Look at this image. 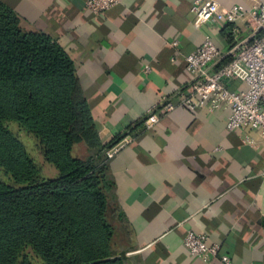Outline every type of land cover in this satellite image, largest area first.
Masks as SVG:
<instances>
[{
    "label": "crops",
    "instance_id": "crops-1",
    "mask_svg": "<svg viewBox=\"0 0 264 264\" xmlns=\"http://www.w3.org/2000/svg\"><path fill=\"white\" fill-rule=\"evenodd\" d=\"M26 31L56 41L74 65L108 159L124 217L126 255L140 264H205L183 245L204 232L231 264H264V146L227 130L229 108L162 110L194 80L184 57L209 36L230 58L253 30L245 21L192 23L194 0H117L95 15L86 0H2ZM250 9L255 1L216 0ZM148 70L145 71L144 67ZM229 89L246 87L237 79ZM151 111L159 119L150 127ZM105 151V152H106ZM121 233H118V235Z\"/></svg>",
    "mask_w": 264,
    "mask_h": 264
},
{
    "label": "trees",
    "instance_id": "trees-1",
    "mask_svg": "<svg viewBox=\"0 0 264 264\" xmlns=\"http://www.w3.org/2000/svg\"><path fill=\"white\" fill-rule=\"evenodd\" d=\"M114 142L101 143L64 49L0 0V264H140L115 204Z\"/></svg>",
    "mask_w": 264,
    "mask_h": 264
},
{
    "label": "built area",
    "instance_id": "built-area-1",
    "mask_svg": "<svg viewBox=\"0 0 264 264\" xmlns=\"http://www.w3.org/2000/svg\"><path fill=\"white\" fill-rule=\"evenodd\" d=\"M117 0H86L85 6L98 15L114 5ZM192 23L201 25L210 22L222 24L245 20L253 30L250 40L238 43L230 52L231 58L218 69H212L220 57V51L209 36L191 53L184 57L185 69L194 75V80L176 96L177 102L167 101L162 110L175 106L195 110L206 108L216 111L229 108L225 122L227 130L240 129L244 141L256 142L251 136L256 133L264 146V3L255 1L250 9L240 6L222 7L216 0H194L191 7ZM147 71L148 67L145 66ZM237 79L246 87L241 90L228 88V83ZM159 119L151 111L145 120L147 127ZM112 149L106 151L111 156ZM183 245L190 255L200 258L205 264H231L230 257L220 252V245L209 243L204 232L187 231Z\"/></svg>",
    "mask_w": 264,
    "mask_h": 264
},
{
    "label": "rangeland",
    "instance_id": "rangeland-1",
    "mask_svg": "<svg viewBox=\"0 0 264 264\" xmlns=\"http://www.w3.org/2000/svg\"><path fill=\"white\" fill-rule=\"evenodd\" d=\"M9 129L12 130L15 134H17L19 136L21 142L26 146V148L28 149V151L30 153L33 152L35 154V152L33 151L34 148L32 146V141L30 140L29 136H26L25 132L19 131L17 129V126H16L15 123H11L9 125ZM83 147L84 146H78V149L80 150L81 155H84V152H85V150H84ZM38 160H39V162H41V158L40 157H39ZM43 169H44V174L46 176H49L50 174L55 175V173H56V170L51 165H49V164H47V167L45 166Z\"/></svg>",
    "mask_w": 264,
    "mask_h": 264
}]
</instances>
